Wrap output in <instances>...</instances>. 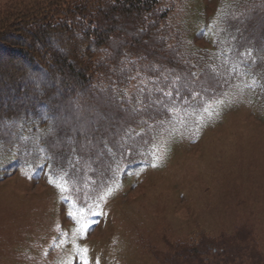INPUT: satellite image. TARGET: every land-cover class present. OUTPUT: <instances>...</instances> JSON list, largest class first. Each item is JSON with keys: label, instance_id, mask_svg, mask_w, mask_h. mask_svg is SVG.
<instances>
[{"label": "trees", "instance_id": "16d2710c", "mask_svg": "<svg viewBox=\"0 0 264 264\" xmlns=\"http://www.w3.org/2000/svg\"><path fill=\"white\" fill-rule=\"evenodd\" d=\"M190 1L31 0L7 12L0 173L46 171L74 201L94 204L147 162L177 112L236 81L264 102V0H218L199 32L216 41L198 50L173 19ZM178 248L173 264L221 251L202 239Z\"/></svg>", "mask_w": 264, "mask_h": 264}, {"label": "rangeland", "instance_id": "374dc122", "mask_svg": "<svg viewBox=\"0 0 264 264\" xmlns=\"http://www.w3.org/2000/svg\"><path fill=\"white\" fill-rule=\"evenodd\" d=\"M30 2L0 0V20ZM187 4L173 17L182 37L211 48L215 35L199 32L218 0ZM236 82L177 112L147 162L94 204L46 171L0 173V264H173L178 246L201 239L221 251L192 264H264V102Z\"/></svg>", "mask_w": 264, "mask_h": 264}]
</instances>
